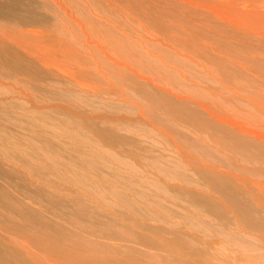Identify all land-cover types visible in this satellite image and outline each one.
<instances>
[{
  "label": "rangeland",
  "instance_id": "374dc122",
  "mask_svg": "<svg viewBox=\"0 0 264 264\" xmlns=\"http://www.w3.org/2000/svg\"><path fill=\"white\" fill-rule=\"evenodd\" d=\"M0 264H264V0H0Z\"/></svg>",
  "mask_w": 264,
  "mask_h": 264
}]
</instances>
